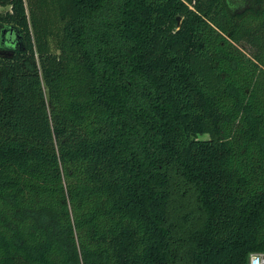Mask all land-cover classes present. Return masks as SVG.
<instances>
[{"label":"trees","instance_id":"16d2710c","mask_svg":"<svg viewBox=\"0 0 264 264\" xmlns=\"http://www.w3.org/2000/svg\"><path fill=\"white\" fill-rule=\"evenodd\" d=\"M253 253L264 0H0V264Z\"/></svg>","mask_w":264,"mask_h":264},{"label":"built area","instance_id":"2783aa9c","mask_svg":"<svg viewBox=\"0 0 264 264\" xmlns=\"http://www.w3.org/2000/svg\"><path fill=\"white\" fill-rule=\"evenodd\" d=\"M249 264H264V253L251 254Z\"/></svg>","mask_w":264,"mask_h":264},{"label":"rangeland","instance_id":"374dc122","mask_svg":"<svg viewBox=\"0 0 264 264\" xmlns=\"http://www.w3.org/2000/svg\"><path fill=\"white\" fill-rule=\"evenodd\" d=\"M204 138H207L208 136H203Z\"/></svg>","mask_w":264,"mask_h":264}]
</instances>
